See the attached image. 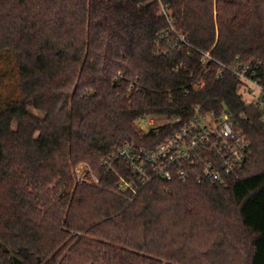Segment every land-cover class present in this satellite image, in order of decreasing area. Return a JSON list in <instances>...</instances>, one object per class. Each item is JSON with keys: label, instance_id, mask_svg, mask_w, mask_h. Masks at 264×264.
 I'll return each instance as SVG.
<instances>
[{"label": "trees", "instance_id": "1", "mask_svg": "<svg viewBox=\"0 0 264 264\" xmlns=\"http://www.w3.org/2000/svg\"><path fill=\"white\" fill-rule=\"evenodd\" d=\"M201 52L264 73V0H0L22 96L0 110V264H264V110ZM196 108L250 141L239 176L142 184L105 165ZM146 116L179 122L145 134ZM81 163L98 185L76 182Z\"/></svg>", "mask_w": 264, "mask_h": 264}, {"label": "built area", "instance_id": "2", "mask_svg": "<svg viewBox=\"0 0 264 264\" xmlns=\"http://www.w3.org/2000/svg\"><path fill=\"white\" fill-rule=\"evenodd\" d=\"M188 44V43H187ZM189 45V44H188ZM202 64L212 61L218 64L219 72L216 78H221L227 72L239 82L250 96L245 99L249 105H256L264 110V73L260 63L236 61L227 65L214 59L210 53H203ZM203 88V84L196 87ZM194 118L175 131L166 141L154 148L139 147L134 143H125L119 153L105 165L112 168V162L120 160L136 175L142 184L149 183L153 178L173 181L175 178L186 182L195 177L198 183L206 180L225 184L227 178L239 176V170L244 166L250 152L251 143L239 132L231 115L218 117L215 112L203 114L196 108ZM156 126V117L146 116L137 121V126L145 134L157 131L171 121ZM78 184L98 185V178L88 164H80L76 168ZM121 190H131L137 194V184L122 181Z\"/></svg>", "mask_w": 264, "mask_h": 264}, {"label": "rangeland", "instance_id": "3", "mask_svg": "<svg viewBox=\"0 0 264 264\" xmlns=\"http://www.w3.org/2000/svg\"><path fill=\"white\" fill-rule=\"evenodd\" d=\"M239 93L243 94L245 99L250 100V96L246 94V92H244L242 88L239 90ZM21 97L22 96H21V89H20V79H19V73H18V68H17L15 57L11 53L0 55V110L4 109V107H6V105L9 102L16 100V99H20ZM32 112L38 116H42V114L39 112H36V111H32ZM167 122L168 120L165 117H161V116L156 117V126L163 125ZM81 164H88V163H81ZM76 168L74 170V173L76 171ZM94 176L97 178L95 173H94ZM75 178H76V173H75ZM61 190H62V187H61Z\"/></svg>", "mask_w": 264, "mask_h": 264}, {"label": "water", "instance_id": "4", "mask_svg": "<svg viewBox=\"0 0 264 264\" xmlns=\"http://www.w3.org/2000/svg\"><path fill=\"white\" fill-rule=\"evenodd\" d=\"M62 192H64V186L62 185Z\"/></svg>", "mask_w": 264, "mask_h": 264}]
</instances>
